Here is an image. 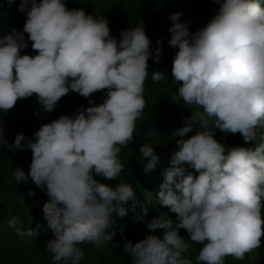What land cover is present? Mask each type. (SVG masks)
<instances>
[{
  "label": "clouds",
  "instance_id": "obj_1",
  "mask_svg": "<svg viewBox=\"0 0 264 264\" xmlns=\"http://www.w3.org/2000/svg\"><path fill=\"white\" fill-rule=\"evenodd\" d=\"M215 2L218 13L194 34L180 22V13L169 17L168 43L178 49L172 76L179 85L170 99L193 110L171 133L176 149L157 197L175 219L162 213L146 224L153 234L135 243L124 239L131 264H193L187 255L192 244L201 245L196 264H225L226 257L243 260L262 244L264 139L255 148L226 149L214 133H239L245 142H257L258 129L264 128V6L261 0ZM18 11L27 15L23 30L0 37V113L33 96L51 113L69 92L85 98L104 92L103 103L89 99L92 106L42 125L31 138L20 133L9 143L0 129V147L31 151L28 172L11 169L9 182L31 180L46 193L43 213L53 238L45 251L52 264H81V245L110 243L115 214L124 217L126 205L137 203L132 183L105 181H116L125 171L119 154L134 139L146 106L148 61L158 59L161 48L153 51L143 23L117 38L105 17L70 10L66 0H20ZM29 41L38 54H21ZM165 78L166 73L151 72L155 82ZM138 150L144 171L155 169V147L144 143ZM18 221L13 217L9 226ZM40 227L26 234L36 237Z\"/></svg>",
  "mask_w": 264,
  "mask_h": 264
},
{
  "label": "trees",
  "instance_id": "obj_2",
  "mask_svg": "<svg viewBox=\"0 0 264 264\" xmlns=\"http://www.w3.org/2000/svg\"><path fill=\"white\" fill-rule=\"evenodd\" d=\"M261 2L264 6V0ZM66 3L70 10L83 9L86 14L95 15L97 18L105 17L109 22L111 35L117 38L122 30L143 23L153 51L155 52L157 47L161 48L158 59L150 58L148 61L149 77L145 81L144 93L146 106L141 118L136 122L134 139L128 147L122 148L119 154L125 171L118 180L105 181L113 186L121 182L132 183L138 193L137 203L126 205L127 215L124 217L115 214L116 224L110 231H114L116 235L110 243L99 248L90 244L81 245L84 249L81 264H131L130 257L123 250L124 239L135 243L153 234L146 224L162 213H167L170 218L175 219L176 214L160 205L157 197L163 183L164 170L171 167V153L176 149L171 133L183 127L184 119L190 117L193 110L190 105L181 106L170 99V95L177 91L179 85L172 76L173 59L178 49L168 43L169 28L172 24L169 17L180 13V22L187 24L190 32L194 34L215 17L220 4L215 0H66ZM19 5L20 0H14L12 6L8 5L7 0H0V37L10 34L13 29L23 30L27 15L18 11ZM25 36L27 37V34ZM158 40L162 41L161 45H157ZM21 54L34 56L38 53L31 48L29 41V48ZM151 72L166 73L167 78L155 82L151 79ZM89 99L99 105L103 103L104 92L94 93L89 98L69 92L61 98L51 113L42 109L35 96L18 100L7 114L0 113V129H3L9 143H14L15 137L20 133L26 138H31L42 125L92 106ZM149 130H154L157 136L147 137L145 133ZM194 134L195 130L187 136L190 138ZM214 135L226 149L255 148L256 143L264 139V128L258 129L257 142H245L239 133H224L218 129ZM144 143L154 146L159 156L156 168L148 173L144 171L146 161L141 158L138 150ZM31 159V151H14L9 150L7 146L0 147V264H52L51 254L45 251L48 242L53 238L43 213V206L48 200L46 193L31 180L20 184L14 179L9 182V171L19 167L27 173ZM184 167L198 175L194 169L188 168L187 164ZM144 208H147L146 215ZM140 216H144V219L140 220ZM13 217H18L19 221L15 227H10L9 220ZM37 225H41L38 235L28 236L27 231L35 229ZM122 229L124 231H121ZM21 232L25 234L21 235ZM156 234H162V230H157ZM180 235L186 240L189 239L184 229H180ZM261 239V247L247 254L243 260L228 256L225 258V264H264V237ZM200 248L201 245L192 244L187 254L193 264H196Z\"/></svg>",
  "mask_w": 264,
  "mask_h": 264
}]
</instances>
